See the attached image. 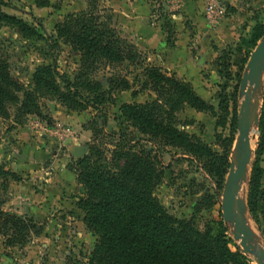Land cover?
Masks as SVG:
<instances>
[{
  "label": "rangeland",
  "instance_id": "rangeland-1",
  "mask_svg": "<svg viewBox=\"0 0 264 264\" xmlns=\"http://www.w3.org/2000/svg\"><path fill=\"white\" fill-rule=\"evenodd\" d=\"M7 1L10 6L2 7L4 12L21 18L35 27L41 35L44 33L51 35L56 42L51 47L50 44L45 43L44 38H24L11 27L0 25V50L9 63L11 74L27 89L33 87L32 74L35 68L42 64H51L53 59L61 73L70 77L77 74L79 53L73 51L62 40L55 38L54 26L65 15L86 9L87 0ZM195 1L198 13H202L208 23H215L218 27L217 38L220 37L222 40L221 47H216L213 42H207L205 45V48H215V55L211 53L202 59L191 60L188 69L184 70L185 74L177 76L149 60L147 51L135 47L140 53L142 64L159 66L168 75L174 74L179 80L189 82L195 92L213 106L214 115L209 111H198L186 104L180 105L174 110L173 121L178 129L188 135L199 137L217 155H222L228 140L232 137L227 153L230 167L242 99L240 83L247 72L246 65L251 53L264 40L263 33L256 45L249 50V54L246 53L252 28L257 22L264 24V0ZM97 2L96 11L100 13L101 19H110L111 27L132 44H134L133 39L129 38L125 32H129L130 25H125L121 18L125 12V2L127 4L130 2L129 10L126 9L128 16L141 15L145 12L151 22L160 25L165 41L167 37L171 42L175 39V31L168 29V25L174 29L176 22L181 21L187 30L191 31L193 27L192 20L188 18L187 7L184 5L186 2L182 0H97ZM219 9H223V12L218 13ZM209 13L212 16L209 17ZM178 14L181 15L180 18H176ZM129 34L132 36L131 32ZM225 35L228 36L225 37ZM194 47L191 46L193 55L201 56ZM227 49H230L232 54V64L228 68L230 75L219 76L212 62L219 51ZM260 54H264V48L261 49ZM88 76L100 81L105 88L108 87V80L117 76L126 78L131 85L128 90L113 91V103L105 104L101 111L106 115L105 121L96 110L87 108L84 111H72L73 114L83 113L81 114L84 115L82 119L69 118V124L60 123L62 120L58 117L60 115L58 111L65 107L55 100L50 101L44 98H39V104H45V107L41 106V111L42 115L48 118L38 117L33 113L17 116V104L8 107L6 118L0 117L1 138L6 137L5 134L8 132L14 133L27 128L24 145L20 144L16 146L17 148H25L28 140L33 137L41 141V138L47 137L46 134L52 139L51 146L56 147L50 152H45L48 158H42L39 166L34 169L25 173L23 171L20 175L13 172L17 178L13 179L0 174V202L3 210L15 215L30 217L41 228L39 234H31L26 242L13 246L5 245L3 237L0 236V264H87L96 239L85 227L83 213L76 206V201L83 194V188L77 183L75 173L71 171L74 174L72 177L75 176V182L80 187L73 186L70 192L61 190V185L65 184L64 181H67V178H60L59 172L68 169L73 160L77 159L72 155L77 148L86 145L89 151L93 143L91 128H96L93 120L97 121V130L100 129L96 132L94 143L98 145V149L104 156L110 157L114 145L123 144V140L129 144L137 142L147 150L156 153L164 174L161 181L154 187L153 194L170 214L181 220L192 219L200 229L209 225L214 233L218 229L217 222L221 220L226 236L230 239V248L241 250L249 258L250 264H257L242 251L239 242L233 237L232 227L224 221L222 216L221 198L229 167L223 180H220L217 175L209 172V164L206 165L202 160L180 148L163 145L158 140L141 135L121 117L119 111L121 104L132 101L144 103L156 98L152 91L140 89V80H142L140 66L128 62L112 64L102 62L95 70L90 71ZM263 86L264 72L261 83L255 88L252 96V107L256 109L255 121L251 130L254 138H251V159L247 178L239 191V199H243L246 203L247 223L254 234L255 243L260 238L264 242V235L261 233L259 223L248 210L247 189L253 165L257 163L264 168V150L258 156L255 154L259 144L264 147ZM247 88L252 93L253 86L247 85ZM133 90L139 91L135 97L131 95ZM220 101L226 105V112L219 107ZM218 117H224L223 125L217 123ZM82 130L89 132L88 138H83L82 143L67 146L70 144L69 138L77 136ZM10 144L7 145L9 148ZM0 166L8 170L5 168L4 159H0ZM66 197L74 198L72 208L69 203L64 202Z\"/></svg>",
  "mask_w": 264,
  "mask_h": 264
},
{
  "label": "trees",
  "instance_id": "trees-1",
  "mask_svg": "<svg viewBox=\"0 0 264 264\" xmlns=\"http://www.w3.org/2000/svg\"><path fill=\"white\" fill-rule=\"evenodd\" d=\"M87 4L86 9L65 15L54 26L55 38L79 53V71L74 76L61 73L51 59V64L35 68L33 87L27 89L11 74L0 50V117L6 118L8 107L17 104V116L33 113L46 118L41 111L45 104H39V98H44L55 100L71 111L92 108L105 121L106 115L101 111L105 104L113 103V91L128 90L131 85L126 78L117 76L110 78L105 88L100 81L91 79L89 72L102 62L139 65L140 89L152 91L156 98L144 103L121 104V117L141 135L180 148L209 164V172L223 180L229 167L227 153L232 137L222 155H217L199 137L178 129L173 121L174 110L180 105L214 115L213 106L202 99L189 82L179 80L174 74L168 75L159 66L142 64L135 45L111 27L110 19H101L96 11L97 0H87ZM4 6H10L8 1L0 0V25L11 27L24 38H44L51 47L56 44L51 35H41L21 18L4 12L1 9ZM167 28L174 32L170 25ZM263 33L264 24L257 22L252 28L247 54ZM166 43L173 45L174 39L171 42L167 37ZM231 56L230 49L219 51L212 62L217 75H230ZM137 92L133 90L132 97ZM219 107L226 112L224 102L220 101ZM92 122L96 128H91L93 143L88 153L73 160L68 167L83 188L76 206L83 213L85 227L96 239L87 264H250L241 250L230 248L221 220L214 233L209 225L200 229L192 219L176 218L160 204L153 190L164 170L156 153L137 142L129 144L123 140V144L114 145L110 157L104 156L94 143L100 129L97 130L96 120ZM217 123L223 125L224 117H218ZM235 124L234 121V127ZM263 150L259 144L255 154L258 156ZM0 174L17 178L2 166ZM247 207L264 235V168L257 163L249 176ZM40 231L39 224L32 218L7 212L0 202V236L5 245L23 244L31 234L37 235Z\"/></svg>",
  "mask_w": 264,
  "mask_h": 264
},
{
  "label": "crops",
  "instance_id": "crops-1",
  "mask_svg": "<svg viewBox=\"0 0 264 264\" xmlns=\"http://www.w3.org/2000/svg\"><path fill=\"white\" fill-rule=\"evenodd\" d=\"M128 4L125 2V12H123V15L121 17L124 20L125 25H130L129 32L125 31L127 33V36L133 39V43L135 44V46L149 53V60L155 62L154 64H158L159 66L170 70L177 76H182L185 74L184 70L188 69L191 60L202 59L204 56H209V54L211 53L215 55V48H205L207 42H213V45H216V47H221L222 40L220 39V37L217 38L218 27L215 25V23H208L204 19L202 13H198L196 9L197 2L195 0H190L184 3L189 12L188 18L192 20L191 24L193 27L190 31L185 28L184 24H182L181 21L176 22L174 28L175 39L172 46L167 45L164 39V34L161 30V26L157 25L156 22H151L149 20L148 14L144 12V14L141 15L131 14L132 17L128 16L126 13V9L129 10L130 8V5ZM180 17L181 15L178 14L176 18ZM130 32L132 36H129ZM226 36L228 35H225V37ZM191 46H195L194 48L199 52V54H201V56L198 57L197 55H193V51L191 52ZM62 110L64 111L67 109L62 107V109H59L58 111L60 113L58 117L62 120L60 121V123L63 124H69V118L80 120L84 117V115H81L83 113L75 112L76 114H73L72 111L69 112V110H67L63 112ZM79 114L81 115V117ZM26 129L27 128H24L20 131L17 130L14 133L8 132L5 134L6 137L4 138H1L0 136V159H4L6 169L15 172L18 175L22 174L23 171L25 173L26 171L39 166L41 159L47 157L45 152H50L51 149L56 148L54 146H51L52 139L48 134H46V138H41V141H38L35 137H33L28 140L25 148H17L16 146H19L20 144L24 145L23 141H25V132L27 131ZM78 133L79 134H77V136H71L69 138L70 144H68L67 146L70 147L71 145H75V143H82L84 142L82 140L83 138H88L89 132L87 130H82L81 133ZM28 136L30 135L28 134ZM8 143H11L10 148L7 146ZM12 145H15V147H12ZM73 175L74 174L69 169L61 170L59 172L60 178H67V181H64L65 184L61 185V190H69L70 192V189L73 186L77 185V183L75 182V176L72 177ZM77 186L78 188L80 187L79 185ZM73 200V197H66L64 202L69 203L70 207L72 208Z\"/></svg>",
  "mask_w": 264,
  "mask_h": 264
},
{
  "label": "water",
  "instance_id": "water-1",
  "mask_svg": "<svg viewBox=\"0 0 264 264\" xmlns=\"http://www.w3.org/2000/svg\"><path fill=\"white\" fill-rule=\"evenodd\" d=\"M182 1L187 2L189 0ZM263 48L264 40L251 53L246 65L247 72L243 75L240 83L242 99L237 119V137L221 198L224 221L232 227L233 237L239 242L242 251L250 257L252 256L257 264H264V248L258 246L254 241V234L247 223L245 214L246 203L243 199H239V191L247 178L251 159V138H254L251 135V130L256 112V109L252 107V96L255 88L261 83L264 72V56L254 75L252 74V65L254 57L259 55ZM247 85L253 86L252 93L247 88ZM51 108L53 109V105H51ZM87 152L88 146L85 145L73 151L72 155L76 158H81Z\"/></svg>",
  "mask_w": 264,
  "mask_h": 264
},
{
  "label": "bare ground",
  "instance_id": "bare-ground-1",
  "mask_svg": "<svg viewBox=\"0 0 264 264\" xmlns=\"http://www.w3.org/2000/svg\"><path fill=\"white\" fill-rule=\"evenodd\" d=\"M263 56H264V54H263V55L260 54V55H256V56L254 57L253 65H252V74H253V75H254L255 72L257 71L258 66L260 65V63H261V61H262V59H263ZM241 194H242V193H241ZM256 243H257L258 246H261V247L264 248V242L262 241L261 238H260V239H257V240H256ZM251 259L254 260V258H253L252 256H251ZM256 263H257V262H256Z\"/></svg>",
  "mask_w": 264,
  "mask_h": 264
},
{
  "label": "built area",
  "instance_id": "built-area-1",
  "mask_svg": "<svg viewBox=\"0 0 264 264\" xmlns=\"http://www.w3.org/2000/svg\"><path fill=\"white\" fill-rule=\"evenodd\" d=\"M217 12H218V13H222V12H223V9H219ZM215 13H216V12H215ZM208 15H209V17L212 16L211 13H209Z\"/></svg>",
  "mask_w": 264,
  "mask_h": 264
}]
</instances>
